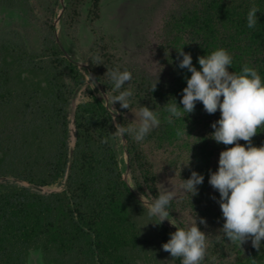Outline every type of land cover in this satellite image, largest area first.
Here are the masks:
<instances>
[{"label": "trees", "instance_id": "obj_1", "mask_svg": "<svg viewBox=\"0 0 264 264\" xmlns=\"http://www.w3.org/2000/svg\"><path fill=\"white\" fill-rule=\"evenodd\" d=\"M98 4L99 0H67L58 31L67 52L68 30L81 7L96 15ZM33 5H38V14ZM57 5L58 0H0V8L24 6L39 27L38 44L33 46L25 30L0 25V264H30L31 254L38 255L40 264H180L179 258L173 259L162 248L172 232L164 223L149 222L156 218L148 217L147 208L123 180L117 161L118 137L113 138L116 128L90 86H86L87 99L73 111L71 145L69 109L85 75L56 42ZM253 5L259 9L258 20L249 28L247 13ZM156 38L160 68L154 76L122 65L104 34L94 37L87 56L109 97L123 90L133 92L130 109L114 104L120 124H137L139 117L133 120L129 113L137 114L141 106L159 115V127L144 141L125 135L133 179L141 191L156 199L161 193L154 156L163 157L181 181L197 171L204 176L198 195L183 192L167 210L184 228L179 213L192 214L206 231L208 255L203 264H213L211 256L215 264H261L263 249L233 244L221 230L219 192L208 182L210 171L218 168L220 152L230 147L210 135L219 110L208 114L197 102L193 113L173 118L169 124L165 104L177 102L183 107L182 90L191 73L178 66L177 50L182 46L198 70L199 56L223 48L232 56L229 71L239 73L247 64L264 82V0H170ZM117 69L132 73L121 90L114 89L108 75ZM185 127L187 134L178 137L177 129ZM257 131L252 143L260 146L264 127ZM53 184L62 187L40 192L30 186Z\"/></svg>", "mask_w": 264, "mask_h": 264}, {"label": "clouds", "instance_id": "obj_2", "mask_svg": "<svg viewBox=\"0 0 264 264\" xmlns=\"http://www.w3.org/2000/svg\"><path fill=\"white\" fill-rule=\"evenodd\" d=\"M258 11L255 5L248 11L249 28L257 24ZM177 54L179 68L187 69L191 76L186 77V87L182 90L180 103L183 107L177 102L165 104L168 113L165 120L172 124L173 118L183 119L185 114L195 111L197 102L203 104L208 114H215L219 110L220 117L211 124L214 131L210 135L218 144L230 147L220 152L218 168L210 171L208 182L219 192L218 203L224 219L221 230L231 243L241 247L250 240L252 247L259 250L264 240V144L255 146L252 140L258 133L257 129L264 127V82L258 71L247 64L242 66L239 73L229 71L232 56L223 48L199 56V70L193 65L191 54L184 52L183 46L177 50ZM108 75L115 90H121L132 79V73L127 69L111 70ZM157 80L152 91L156 89ZM132 95L131 90L119 91L118 95L108 98L107 106L116 128L113 138L130 135L139 143L159 127L160 119L158 113L141 106L136 114L139 117L137 124L125 127L116 122L120 113L113 105L119 102L121 109H130L129 98ZM185 133L186 127L176 131L178 137ZM241 140L245 143H240ZM203 181L204 176L193 170L188 179H182L179 187L192 197L198 195L197 186ZM173 199V192H163L154 201L148 202L147 215L156 218L149 222L160 225L168 220L176 227L167 242L162 244L163 250L173 259L179 258L180 264H203L208 255L206 233L197 226L196 218L188 228L178 227L169 219L167 208ZM141 204L145 206L142 196ZM199 222L206 225L204 218H200ZM210 259L215 264V256Z\"/></svg>", "mask_w": 264, "mask_h": 264}, {"label": "rangeland", "instance_id": "obj_3", "mask_svg": "<svg viewBox=\"0 0 264 264\" xmlns=\"http://www.w3.org/2000/svg\"><path fill=\"white\" fill-rule=\"evenodd\" d=\"M169 4L170 0H99L96 15L94 14L95 11L91 14L90 10L81 7L80 13L76 15L72 27L68 30L69 36L66 40L70 44V54L88 63L87 56L91 54L88 50L92 40L94 37L104 34L108 36V42L113 48L112 51L115 52L122 65L134 67L145 74L156 75L160 68L156 55V34ZM59 7L60 2L58 0L56 10ZM32 9L38 14V5H33ZM0 25H15L27 32V38L33 46L38 44V23L29 16L24 6L0 8ZM81 70L86 73L84 69ZM85 73V83L76 89L69 109L71 145L73 143L74 126L72 120L75 105L79 101L87 99L86 86H90L94 90L91 78ZM129 117L137 120L138 115L131 112ZM154 157L160 193L173 192L174 198H177L183 193L179 187L182 181L176 172L167 165L163 157L159 154ZM30 186L40 192L57 191L62 187L58 184L42 187ZM151 198L154 201V198ZM179 217L184 221L187 228L194 222L192 214L186 211L180 212ZM200 230L206 233L202 228ZM206 237L208 242L207 233ZM246 243L251 244V241ZM263 247L264 240L261 241V249L264 251ZM30 264H40L37 254H31ZM261 264H264V258L261 260Z\"/></svg>", "mask_w": 264, "mask_h": 264}, {"label": "water", "instance_id": "obj_4", "mask_svg": "<svg viewBox=\"0 0 264 264\" xmlns=\"http://www.w3.org/2000/svg\"><path fill=\"white\" fill-rule=\"evenodd\" d=\"M59 2H60V7L56 10V14H55L54 21H53L56 42L58 43L59 47L63 50L64 55L68 58V60H70L73 64L77 65L79 68L84 69L86 71V73L85 72L84 73L87 74L91 78V81L94 84L95 95L98 98L102 99L103 104L108 108L107 105H108L109 95L103 89L102 85L99 83V81L95 77L94 73L90 69L89 64L85 61H82L78 58L73 57L70 54V52H67L65 50V48L63 47V45L60 41V38L58 36V31H59V26H60V22H61V16H62L63 11H64L65 6H66V0H59ZM113 106L115 107V105H113ZM108 110H109V108H108ZM116 122L120 123L119 115L116 117ZM116 150H117V161H118L119 169H120L123 180L126 182L128 187L130 188V190L133 192V194L140 201H141V196H142L143 201L145 202V207H146V204L148 202L153 201V200H152L151 196L145 194L143 191H141L138 188V186L136 185V183L133 179V176L131 174L130 165H129V158H128V153H127V142H126L125 136L124 137H118ZM132 187H135V188H132ZM169 213H170L169 219L173 223H175L178 227L184 228L183 225L181 224L180 220L177 218V216L172 214L170 211H169ZM163 223L168 227V229L171 232L176 231V227L174 225H172L168 220H165Z\"/></svg>", "mask_w": 264, "mask_h": 264}]
</instances>
